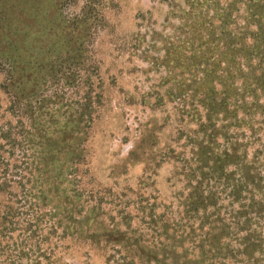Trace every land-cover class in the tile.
<instances>
[{
	"label": "rangeland",
	"instance_id": "1",
	"mask_svg": "<svg viewBox=\"0 0 264 264\" xmlns=\"http://www.w3.org/2000/svg\"><path fill=\"white\" fill-rule=\"evenodd\" d=\"M235 1L110 0L77 27L82 0H0V264H169L153 217L175 216L195 187L237 209L236 162L196 155L204 99L232 72L222 27L248 0ZM254 119L251 130L220 114L211 147H238L264 175Z\"/></svg>",
	"mask_w": 264,
	"mask_h": 264
},
{
	"label": "trees",
	"instance_id": "2",
	"mask_svg": "<svg viewBox=\"0 0 264 264\" xmlns=\"http://www.w3.org/2000/svg\"><path fill=\"white\" fill-rule=\"evenodd\" d=\"M56 1L61 10L78 0ZM82 1L84 4L80 15L72 20L77 27L85 21H95L99 8L110 2ZM246 5L245 14L241 16L238 13L236 16L232 31L225 30L226 24L222 27V36L225 38L222 57L231 64L232 72L223 77L220 96H206L204 99L209 114L207 121L201 125L207 141L202 143L196 154L201 162L210 158H215L218 164L220 161L236 162L240 176L229 196L238 207L227 215L221 213L217 205L218 192L197 191L199 187H195L179 203L180 208L175 216L166 221H162L160 216L153 217L154 229L161 222L164 239L160 245L170 251L169 264H264V230L260 226V221L264 219V175L258 167L243 163L246 153H240L238 147L233 145L220 154H215L211 147L217 132L213 121H217L220 114L223 121L233 120L238 127L247 125L251 128L257 115L264 123V0H248ZM221 14L223 20L231 19L230 13L223 10ZM237 19H242L243 23L240 24ZM195 26L199 30L202 24ZM213 35L214 31L210 35L212 40ZM179 44L174 45L172 42L169 48L178 49ZM87 107L91 108V101ZM87 118L81 108L75 121L78 134L84 130L85 125H81L83 122L89 124L90 119ZM257 154H263L264 157V145H261ZM2 165L0 160V167ZM9 182L4 179L0 188H8Z\"/></svg>",
	"mask_w": 264,
	"mask_h": 264
}]
</instances>
